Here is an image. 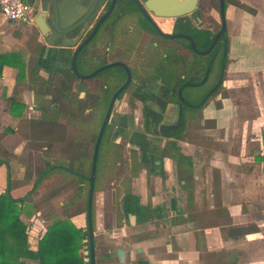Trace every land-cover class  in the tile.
<instances>
[{
	"label": "crops",
	"instance_id": "crops-1",
	"mask_svg": "<svg viewBox=\"0 0 264 264\" xmlns=\"http://www.w3.org/2000/svg\"><path fill=\"white\" fill-rule=\"evenodd\" d=\"M239 1L255 13L232 4L226 7V19L229 12L231 19L250 24L239 25L234 37L228 32L227 71L236 74L243 72V62L248 63V73L264 68V0ZM71 50L47 46L34 24L12 23L0 13V53L17 51L22 61L21 72L7 64L0 70V159L5 161L0 164V193L7 186L15 198L31 192L19 215L31 250L54 217H62L66 203L46 198L58 187L52 182L64 173H50L32 190L49 165L71 161L66 154L52 157L47 152L53 142L61 143V149L65 139L72 142L69 132L78 128L59 102L62 93L76 90L67 73ZM236 80L237 85L242 81ZM223 88H228L225 80ZM253 97L252 118L238 124V132L255 136L264 131V94ZM234 112L229 96L217 95L204 106L201 120L202 133L214 137V147L190 138L178 141L183 159L156 155L141 163L136 176L116 185L106 180L95 205L105 211L103 219H94L95 264H264V170L255 159L264 151L247 153L245 148L224 159L231 132L226 115ZM239 160L248 164L245 172L237 168ZM119 184L125 189L116 196ZM67 214L76 227L85 229L82 211ZM118 248L123 250L122 261ZM24 263L38 264L34 259Z\"/></svg>",
	"mask_w": 264,
	"mask_h": 264
},
{
	"label": "flooded vegetation",
	"instance_id": "flooded-vegetation-1",
	"mask_svg": "<svg viewBox=\"0 0 264 264\" xmlns=\"http://www.w3.org/2000/svg\"><path fill=\"white\" fill-rule=\"evenodd\" d=\"M145 1L103 2L76 44L94 30L77 54L76 69L86 74L103 68L86 79L72 72L76 90L62 93L59 100L63 114H71L77 125H84L87 130L93 129L92 122L100 115L98 132L114 97L98 152L103 141L107 150L119 151L117 157L106 156L105 160L119 162L123 159L125 149L120 139L108 138L113 125L117 129L116 137H124L129 147V174L124 178L136 176L141 163L156 155L183 159L177 142L188 139L190 122L202 120L207 102L223 95V76L229 60L226 23L212 49L206 54L200 53L218 34L221 21L219 17L218 27L210 29L207 20L196 14L199 0L191 13L177 17L159 16L145 6ZM34 2L38 8L39 0ZM79 30L80 27L76 28L72 35ZM189 38L197 51L193 50ZM73 95L75 99L70 98ZM119 100L121 105L115 111ZM92 133L94 135V129ZM95 139L90 153L86 152V143L65 139L63 153L66 157L71 155L72 158L68 157L71 161L91 160ZM144 169H148L146 164ZM92 225L94 238V221Z\"/></svg>",
	"mask_w": 264,
	"mask_h": 264
},
{
	"label": "rangeland",
	"instance_id": "rangeland-1",
	"mask_svg": "<svg viewBox=\"0 0 264 264\" xmlns=\"http://www.w3.org/2000/svg\"><path fill=\"white\" fill-rule=\"evenodd\" d=\"M196 14L198 15L201 14L203 16L202 18L207 20V26L210 29L213 30L214 28L218 27L219 15H218L217 0H199L198 7L196 9ZM231 16L232 15H229V12H228L227 19H226V10H225L227 32H229V34L234 37L237 35V30L239 28V25L241 24L250 25V24L248 23L246 24V22L241 23V21L233 20L231 19ZM247 64H248L247 62H243V65H245V67H243L242 73L236 74V73H233L232 71H227V68H226V71L224 72V76H223L228 88L223 89L222 92L223 94H226L229 96L230 105L235 107V112H236V113L234 112V114L236 115V118H234L233 120H232V116L234 114L231 113L229 115H226V116H230L229 117L230 120H228V122L230 124L229 131L231 132L228 136V139H227L228 141L227 140L225 141L226 146H224V157H225L224 159H227L228 156L230 158L231 156L236 155L237 153H239V150L242 152L243 149L245 148L248 151L247 153H250L252 150H255L256 153H259L262 151V148H263L262 143L260 142V135L262 137L264 135V131H261L260 134L257 133L255 136L251 135L253 133L241 134L240 131L238 132L239 130L238 124H241V122L246 123L252 118L251 117L252 114L249 111V108H250L249 106L250 104L252 106L251 102L255 101L253 94H255L256 97L259 96L261 98H263V94H264V78H263L264 68L260 69L259 67L256 69V72L252 71L251 73H248L246 70V67H248ZM237 77H239L240 80H242L239 85H237L238 84L237 80L234 81L235 78L237 79ZM70 98L75 99V96L73 95ZM120 105H121V102L119 100L115 106V111L119 108ZM239 110H241V112L238 113ZM99 117L100 115L98 117L96 116V118L92 122V128L94 130L98 127ZM114 120L117 121L118 119L114 118ZM73 122L76 123L74 119H73ZM232 124H233V127L231 126ZM77 127L78 128L71 130L69 134L74 135L75 140L73 141H75V143L78 141H81L82 143L83 142L86 143V152L90 153L92 149L93 129L87 130L85 126L81 124L77 125ZM190 128H191L190 134L189 136H187L188 139L190 138L196 143L204 142L207 144H211V146L214 147V143H216L214 140V137L213 136L206 137L202 133L201 120L193 119L190 122ZM231 128H233L234 130ZM116 132H117V129L113 125H111L108 138L110 140H113L114 138H116V140L120 139L119 143L125 149L123 151V159L120 160L119 162H116V161L111 162V161L105 160L104 157L106 156L117 157L119 151L116 149L107 150V147L106 146L104 147L103 141L101 142V146L99 148V156L97 159L96 177H95V182H94V188H95V191L93 194L94 219L96 218L103 219L105 217V211L100 210L99 206H95V205H97V201H98L97 196L99 195L97 192H99L101 187L104 186V183L107 182L106 180L110 178L113 182H115V185H116L119 182H121L125 176L129 174V160L127 159V150L129 149V147L126 146V141L124 137L122 136L116 137V134H117ZM52 144H54V142ZM52 144L48 148L50 150L49 151L50 156L64 157L65 154L61 153V150H62L61 143L59 142L55 143L56 145L54 144L53 146L54 148L51 149ZM236 165H237V168H240L241 171L243 170L245 172L248 164L246 162H241L239 160V163ZM64 176H65L64 178H59L60 181L54 180L52 182L53 186L58 185V187L56 189H53L52 192H50V194L46 196V198L51 197V199H54V203L55 201L57 203V201H60V200L67 201L69 197L75 194L76 192L78 182L74 178L71 180L68 178L67 175H64ZM50 187L52 188V186ZM81 187L83 188L82 193H81L82 197L77 199V201L73 205L70 206L71 208H73L72 210H70L71 208L70 209L68 208L67 211H73V210L83 211V206H84L83 195L86 191V183H83ZM115 189H116L115 195L119 196L123 192L125 187L119 184L115 187ZM100 197H101V194H100ZM105 197L107 198L106 193H105ZM117 205L119 206L118 201H117ZM99 210H100V213H99ZM82 214L84 215L85 212H82ZM101 234H102V229L99 231V235ZM97 261L100 263V262H103V259H98Z\"/></svg>",
	"mask_w": 264,
	"mask_h": 264
},
{
	"label": "trees",
	"instance_id": "trees-1",
	"mask_svg": "<svg viewBox=\"0 0 264 264\" xmlns=\"http://www.w3.org/2000/svg\"><path fill=\"white\" fill-rule=\"evenodd\" d=\"M224 1L225 7L228 4H232L251 14L255 13V9L241 3L239 0ZM206 43L208 44L209 40ZM226 44L227 42L225 45ZM21 63V54L17 51L0 53V70L3 65L7 64L18 68L19 72H21ZM67 73L73 78L70 68L67 70ZM24 123L27 124V121H24ZM97 129L98 128L94 130L92 141L95 139ZM262 145L264 151V135L262 136ZM49 151L50 150L48 149L47 152ZM68 157L72 158L71 155ZM255 159L263 163L264 170V153L261 156L255 157ZM4 162L5 161L1 158L0 164ZM90 165L91 160H72L69 164L65 165H49L39 173L32 192H34V190L41 184L42 180L52 172L64 173L71 178H76L80 185L76 188L75 194L71 195L63 205L64 211L61 213L62 217H54L51 225L46 228L43 235L38 239L35 250L29 248L27 226L19 217L22 211V206L25 200L30 197L31 192L26 193L21 198H15L9 193L7 186V189L0 193V264H25L24 259H34L38 264H89V262L84 261L86 255L83 254V246L88 244L86 240L88 234L87 230L76 227L69 220L67 206L74 204L77 199L82 197L81 193L83 188L81 186L83 183H86L82 211L86 212L88 191L87 178L90 173ZM93 208L94 206L92 202V222L94 221Z\"/></svg>",
	"mask_w": 264,
	"mask_h": 264
},
{
	"label": "water",
	"instance_id": "water-1",
	"mask_svg": "<svg viewBox=\"0 0 264 264\" xmlns=\"http://www.w3.org/2000/svg\"><path fill=\"white\" fill-rule=\"evenodd\" d=\"M105 0H39V10L34 17L33 23L37 27L39 33L43 37V41L47 46L51 47H69L74 48L70 53V69L78 77L86 79L91 77L94 72L80 74L76 69V57L84 43L91 37L94 30L84 39L80 44L76 45L81 38L86 28L95 18L97 11ZM197 5V0H146L145 6L152 10L159 16L177 17L191 13ZM218 12L221 21V26L217 35L214 36L213 41L202 54L208 53L219 34L225 29V1L218 0ZM103 16L96 22L95 29L102 21ZM80 30L76 35H72L76 28ZM194 51H197L194 42L189 38ZM114 97L111 98L108 109L102 119L99 130L96 135L92 150V159L90 166V173L88 176V191L86 200V223H87V241L88 245L84 246L83 254L86 255L84 261L89 264L94 262V238H93V225H92V201H93V188L96 171V161L99 143L107 124L111 106ZM117 257L120 261L123 260V251L121 248L117 249Z\"/></svg>",
	"mask_w": 264,
	"mask_h": 264
},
{
	"label": "built area",
	"instance_id": "built-area-1",
	"mask_svg": "<svg viewBox=\"0 0 264 264\" xmlns=\"http://www.w3.org/2000/svg\"><path fill=\"white\" fill-rule=\"evenodd\" d=\"M37 11L35 2L0 0V13L12 23L33 24Z\"/></svg>",
	"mask_w": 264,
	"mask_h": 264
}]
</instances>
